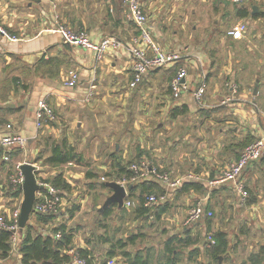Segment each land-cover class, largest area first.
I'll return each mask as SVG.
<instances>
[{"label": "crops", "instance_id": "0c3cea01", "mask_svg": "<svg viewBox=\"0 0 264 264\" xmlns=\"http://www.w3.org/2000/svg\"><path fill=\"white\" fill-rule=\"evenodd\" d=\"M142 1L154 39L164 50L179 52L181 59L148 72L142 81L133 85L131 55L125 47L110 49L97 59L92 51L66 43L53 31L54 20L58 18L73 30L86 31L92 40L114 36L130 45L138 36V30L127 19L123 0H0V22L19 38L11 40L0 35V82L11 84L7 96H0V138L9 128L26 135L28 145L19 155H26L30 150L32 161L43 163L50 154L53 140L65 141L67 146L74 147L80 160L59 165L60 170L45 178L63 173L71 188L63 195L62 211L70 205L79 206V202L71 200L66 204L65 201L73 189L74 178H83L91 188L100 181L98 168L105 175L112 171L114 163L124 161L127 153L137 158L144 147L149 148L144 145L143 137L134 136L124 150L118 140L129 130L118 131L117 127L106 126L107 116L112 112L108 105L121 100L129 105L135 97L132 91L145 87L141 91L143 95L147 90L154 94L155 105H160L158 111L170 119L164 129H161V121L156 124L160 128L153 132L156 137L164 134L162 138L170 152L183 145H192L195 151L193 157L191 153L186 157L182 155L181 159L175 155L165 156L166 162L160 159L159 166L175 173L173 178L184 177V181L203 183L200 191H181L177 190L180 185L176 188L165 185V199L182 195L187 203L191 201L186 217L190 208L201 201L212 213L211 232L205 228L206 218L187 226L203 223L206 240L216 230L225 231L230 244L226 255L231 264H243L264 244V150L235 180L219 184L210 181L221 176L246 145L264 137V1L250 0L245 5H235L230 0H212L219 16L205 27L202 35L197 30L196 20L190 33L179 35L178 30H185L189 16L164 7L171 2L181 8L183 2L201 0ZM244 9L246 16L240 15ZM191 15L199 17L194 8ZM239 23L245 24L246 30L242 37H233L228 31ZM179 66L187 69L190 90L174 98L170 79ZM71 69L78 73L74 86L66 84ZM202 81L207 83V88L198 101L193 92ZM16 83L19 86L16 87ZM255 86L258 87L256 94ZM39 100L47 102L53 118L38 116ZM182 115L190 116L193 123L176 124ZM208 150L211 160L204 155ZM3 151L0 145V200L5 195L12 196L10 184L6 186L5 182L10 183L13 167L27 161L12 165V158L18 153L12 150V156L5 160ZM142 158H147L145 153ZM74 165L85 168L84 175L69 168ZM185 168L188 170L183 172ZM188 174L195 178H185ZM102 178L106 185L108 181H120ZM238 183L248 192L246 201L242 200ZM105 201L100 210L104 209ZM12 211L0 204V215L8 217ZM214 214H218L215 219ZM114 257L109 260H115Z\"/></svg>", "mask_w": 264, "mask_h": 264}, {"label": "rangeland", "instance_id": "374dc122", "mask_svg": "<svg viewBox=\"0 0 264 264\" xmlns=\"http://www.w3.org/2000/svg\"><path fill=\"white\" fill-rule=\"evenodd\" d=\"M236 5V4H235ZM160 6V5H159ZM169 9L174 8L176 13L183 12L184 15H188L190 20L189 22L185 23L186 28L181 32L178 30V34L181 35L183 32L190 33L192 30V26L194 21L196 20V24L198 26L197 30L202 33L205 32V27L211 25L212 21L216 15V10L214 8V2L212 0H201V2H194V3H185L181 4V8H178L173 3H167L164 5ZM194 8V12L196 11L197 16H192L191 11ZM232 23L229 24L231 26ZM228 29L230 27H227ZM232 82V80H230ZM16 87L19 86L18 83L14 84ZM11 84L9 85L8 82L2 81L0 82V96L4 97L7 96L8 90H10ZM145 90V87H142L141 90L136 92L137 90L132 91L133 94L135 93V97L133 100L130 101L129 105H126V101H114L108 105V109L112 110L110 114L107 116V125L108 127H117L118 131L121 128L129 130V132L124 133V136L120 137L118 140L122 147L127 149V142L129 139H133L139 137H143V143L145 146L149 147L148 149L144 147L143 152L146 154L147 159L151 161L152 164L159 165V160L164 159L165 156L170 157L176 156L181 159L182 155L186 157L189 153H191V157L194 156L195 152L192 145H183L181 149H171L172 152L168 149V146L163 141V135L161 134L159 137H156V134L153 132L157 129V123L161 121V129H164L165 124L169 122V118L163 117L162 113L158 111L160 105H155L154 94L148 93L143 95L141 92ZM156 103H158L156 101ZM126 105V106H125ZM176 124L178 125H185L186 123H193V120L190 119V116L182 115L178 117ZM163 127V128H162ZM130 140V141H131ZM155 148V150H154ZM29 149V148H28ZM198 153V151H196ZM127 153V151H126ZM128 155V156H127ZM126 158L124 161L133 160L130 154L127 153ZM199 155V154H198ZM204 155L210 158L212 157L210 150L208 153ZM17 157L12 158V165L17 161L27 160L28 162L34 163L36 162V176L37 179L44 180L46 179L47 175H52L60 170L62 167L54 166L48 163L40 162V160H33L32 161V154L30 150H27L26 155H16ZM166 162V161H165ZM98 167V164L95 165ZM71 170L78 171L84 175L85 168L83 169L80 166H71L69 167ZM163 171L169 173V171L165 170L162 166L160 167ZM188 168V167H187ZM194 169V168H189ZM100 182L104 181L102 177L106 180L115 179V177L107 176L103 170H100ZM188 169L182 170L186 172ZM181 171V172H182ZM13 172V171H12ZM173 173V172H172ZM170 176H174L175 173L171 174ZM173 178V177H172ZM122 180V179H121ZM73 189L69 193V196L66 197L65 201L70 202L71 200L73 203L79 202L78 208L75 210L74 215L72 218H68L63 215H56L53 220L49 222H36V217L33 215L30 217L33 222H35L38 228H41L45 231H51L52 228L61 223L66 222L68 226L73 227L74 238H73V248H78L81 245H87L90 249H92L95 253L96 258L100 259L97 261H101L105 257L106 251L109 249L110 245L108 243H100L96 241V236L100 234L115 235L116 237H122L123 239H129L132 235L136 236L134 242H128L127 249L131 251H135L138 248L154 245L160 246L165 239H167L171 235L175 234H182L185 229H189L191 233L199 237L201 242V246H204V241H206V236L204 231V224L199 223L198 225H188L184 223L186 218V210L189 206L187 200L182 195H177L170 198L171 207L161 215V217L157 218L152 213V215L147 217H137L133 212L134 208L137 206V201L131 207V211L123 216L120 213V210H114L109 216L106 218L103 217L100 207L105 201V199L112 194L109 188H105L101 185V183L95 184L91 188L86 184L83 178L81 179H73ZM87 181V180H86ZM6 186L9 184L5 182ZM5 191V189L3 190ZM154 193V192H151ZM176 193V192H173ZM150 194V193H149ZM160 195H157L160 197ZM23 198V193L21 196H8L5 195L2 200H0V204H5V206L9 207V209L14 210L15 208L19 207ZM81 199V201H79ZM163 200L159 199L158 203H162ZM69 205V204H68ZM67 205V206H68ZM71 207V205L69 206ZM68 208V207H67ZM67 211V210H66ZM218 214H214L213 218ZM29 220V221H30ZM106 223L107 227H104L103 224ZM193 223V222H192ZM221 224V223H220ZM202 225V226H200ZM203 229V230H202ZM83 247V246H81ZM85 247V246H84ZM119 251V249H117ZM228 255L220 256L221 262L218 264H231L230 258ZM113 264H122L124 259L120 254H117L114 257ZM17 256L10 255L6 259H0V264H17ZM202 260L204 264H217L210 260L208 257L203 256ZM106 260V264H107Z\"/></svg>", "mask_w": 264, "mask_h": 264}, {"label": "trees", "instance_id": "16d2710c", "mask_svg": "<svg viewBox=\"0 0 264 264\" xmlns=\"http://www.w3.org/2000/svg\"><path fill=\"white\" fill-rule=\"evenodd\" d=\"M240 15L246 16L247 11L245 9L241 10ZM47 121H49V119H47ZM14 150L15 153L18 154L23 151L18 147ZM143 153V150L139 152L137 158H134V161H118L114 163L112 171L107 172L106 175H114L113 177L120 180L123 178L129 180L134 175L133 171L128 168L129 165L135 161H140ZM72 160H80L75 148L67 146L65 141L60 142L53 140L50 154L46 157L44 162L58 166ZM13 168L15 170V166ZM88 175L94 176L93 173H88ZM45 180L58 187L62 195L71 188L70 183L66 180L63 173H58ZM99 183L112 191V188L106 185V182L99 181ZM9 184V192L12 196L22 195L21 184L15 189L12 188L11 182ZM129 184L132 185V188L128 190L124 202L129 199L133 204L127 206L124 203V205L120 207L118 203L113 202L101 210L104 218L109 216L115 209L120 210L121 215H127L131 211V207L135 204V201H137V206L134 208L133 212L137 217H147L153 213L155 217L159 218L171 207L169 197L167 200H163L162 203L159 202L153 206L145 205V198L149 193L154 192L156 195H160L159 193L164 194L166 192V186L157 180L148 178L136 182H129ZM202 184L203 183L199 180H186L183 181L177 190L188 191L194 189L200 191L203 187ZM77 208V205H73L72 207H66L64 211H60L59 213L43 214L33 212L31 216L34 215L36 217V222H49L53 220L54 217H57L56 215H63L68 219L73 217ZM211 216L212 215L205 214L200 218H206V223L204 224L207 232H211ZM4 217L7 219V216ZM103 226L107 227L105 222ZM56 232H60L61 237H56ZM212 237L214 241L210 242L206 240L202 247L200 238L194 236L189 229H186L182 234L169 236L160 246L150 245L138 248L135 251L127 249L128 242L132 243L135 241V235H132L126 240L122 237H116L115 235L107 236L106 234H100L96 236L95 239L97 242L108 243L110 245L105 253V257L101 259L102 264H106L107 259L117 254L123 257L124 261L122 264H204L202 260L203 256L208 257L214 263L218 264L220 263V256H224L228 252L230 246L229 238L228 234L223 230L212 232ZM73 238V227L68 226L66 222L55 225L51 231H45L42 227L38 228L37 224L31 219L22 230L20 240L17 243L20 256V258L17 257V264H71L72 255L68 253V250L73 246ZM10 239L11 232L6 229H1L0 259H6L12 254L13 256L18 255L16 252L11 253ZM117 249H119V251H117ZM77 250L80 255L86 257L90 263L94 260H100L96 258L94 251L87 246H80ZM243 264H264V244H262L256 252L252 253Z\"/></svg>", "mask_w": 264, "mask_h": 264}, {"label": "built area", "instance_id": "2783aa9c", "mask_svg": "<svg viewBox=\"0 0 264 264\" xmlns=\"http://www.w3.org/2000/svg\"><path fill=\"white\" fill-rule=\"evenodd\" d=\"M127 6L126 17L132 21L137 30L138 36L133 39V43L125 45L118 38L114 36H106L100 40H92L88 33L84 30H73L62 22L58 18L54 20L53 31L60 34L62 39L69 44L83 47L92 51L97 59H100L108 50L126 48L132 60V73H133V85L142 81L144 76L158 67H162L169 63H177L181 59V55L176 51L164 50L160 44L154 39L152 31L149 25L148 15L144 9L142 0H123ZM237 5H245L250 0H230ZM264 1V0H263ZM246 25L243 23L237 24L230 29L228 33L233 37H242ZM0 35L5 36L11 40H18L19 38L11 34L8 29L0 22ZM187 69L184 66H179L177 71L170 79V88L174 98H180L183 92L190 90V85L187 81ZM78 81V73L76 70L71 69L68 74L66 84L74 86ZM234 88L235 85H232ZM207 88V83L202 81L199 86L194 90L193 95L199 101ZM227 100H231V97H227ZM39 112L38 116L47 115L53 118V111L45 100H39L38 102ZM10 125H8L9 127ZM29 142V138L18 132L17 130H9L0 138V145L3 147V158L8 160L10 158L12 150L15 148L26 149ZM264 150V137L258 138L244 147L241 151L239 158L232 162L224 173L218 178L211 180L210 183L219 184L224 181L235 180L241 173L243 168L249 163L259 159ZM133 171L134 175L129 179L123 178L119 182L127 187L129 182H136L138 180L153 178L169 188H176L183 183L184 177L172 178L169 173L163 171L157 165L151 163L147 158H142L140 161L133 162L128 167ZM185 178L194 179L195 175L188 174ZM24 180V174L21 170V163H18L15 167V171L10 175V182L12 188L15 189L19 184L22 185ZM38 183L43 188L36 193V199L34 203V213H59L63 208V195L61 190L54 184L38 179ZM237 188L240 191L243 201H246L248 192L244 188L242 183L237 184ZM159 199H165V195L158 197L155 193L146 195L145 205L153 206L158 203ZM125 205L131 206L133 202L127 199ZM212 215L211 211H207L202 202L198 201L193 205L185 219V223H192L199 220L203 215ZM20 206L15 208L7 219L0 215V230L6 229L11 232V253L16 252L19 255L18 242L20 240L21 231L19 225ZM56 237H61L60 232H56ZM208 240L213 242L212 235L208 236ZM68 253L72 255L71 264H102L101 261L94 260L92 263L84 256H81L76 248L71 247ZM107 264H113V260L107 261Z\"/></svg>", "mask_w": 264, "mask_h": 264}, {"label": "water", "instance_id": "95a60500", "mask_svg": "<svg viewBox=\"0 0 264 264\" xmlns=\"http://www.w3.org/2000/svg\"><path fill=\"white\" fill-rule=\"evenodd\" d=\"M257 90L258 87L255 86L254 94L257 93ZM21 170L24 174V180L21 185L23 198L20 204L19 215L20 231L22 232L34 212L36 193L41 190L43 186L38 183L36 165L34 163L28 161L21 163ZM107 185L113 189V193L106 199L102 208L107 207L113 202L118 203V205L122 207L124 205V199L128 194V190L132 188V185L129 184L126 187L118 181H108Z\"/></svg>", "mask_w": 264, "mask_h": 264}]
</instances>
